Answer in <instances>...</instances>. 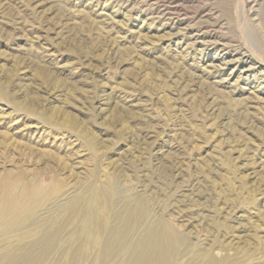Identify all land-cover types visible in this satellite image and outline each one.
Returning a JSON list of instances; mask_svg holds the SVG:
<instances>
[{"label":"rangeland","instance_id":"rangeland-1","mask_svg":"<svg viewBox=\"0 0 264 264\" xmlns=\"http://www.w3.org/2000/svg\"><path fill=\"white\" fill-rule=\"evenodd\" d=\"M16 171L59 186L36 210L62 227L39 264H99L66 242L90 185L109 215L141 203L181 238L173 264H264V0H0V174Z\"/></svg>","mask_w":264,"mask_h":264},{"label":"bare ground","instance_id":"bare-ground-1","mask_svg":"<svg viewBox=\"0 0 264 264\" xmlns=\"http://www.w3.org/2000/svg\"><path fill=\"white\" fill-rule=\"evenodd\" d=\"M58 192L57 184L43 187L41 183L28 182L25 172L0 174V237L13 239L17 234L16 241L19 243L8 246L5 251L9 253L0 256V260L11 264H39L45 257L44 254L51 253L55 245H58L62 227L57 218L42 226L34 225L37 221L36 210L43 207ZM112 195L111 190L102 189L97 185L89 186L87 195L79 202L83 208H78L80 210L77 228L67 234V246L76 247L74 241L81 237L76 251L82 246L83 249L86 247V250L87 246L98 247L100 256L98 254L96 261L99 264H173V250L182 239L158 221H148L145 207L141 203L130 206L131 208L125 209L123 213L109 215L102 208L101 200L104 196L111 198ZM70 207L77 208L78 205L76 203ZM44 232L46 234H43ZM28 240L29 242L24 243ZM17 251H21V254L18 255ZM64 253L65 261L70 259L68 264H76L77 252L71 255ZM70 256L74 260H71ZM203 264H219V261L210 257L203 260Z\"/></svg>","mask_w":264,"mask_h":264}]
</instances>
